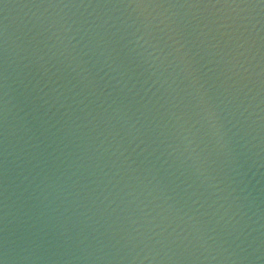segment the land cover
I'll list each match as a JSON object with an SVG mask.
<instances>
[{"label": "water", "instance_id": "95a60500", "mask_svg": "<svg viewBox=\"0 0 264 264\" xmlns=\"http://www.w3.org/2000/svg\"><path fill=\"white\" fill-rule=\"evenodd\" d=\"M4 264H264L261 0H0Z\"/></svg>", "mask_w": 264, "mask_h": 264}, {"label": "snow or ice", "instance_id": "6c2138e0", "mask_svg": "<svg viewBox=\"0 0 264 264\" xmlns=\"http://www.w3.org/2000/svg\"><path fill=\"white\" fill-rule=\"evenodd\" d=\"M261 3H264V0H261ZM0 264H3L2 260H0Z\"/></svg>", "mask_w": 264, "mask_h": 264}, {"label": "clouds", "instance_id": "9594fccd", "mask_svg": "<svg viewBox=\"0 0 264 264\" xmlns=\"http://www.w3.org/2000/svg\"><path fill=\"white\" fill-rule=\"evenodd\" d=\"M3 264H4V262H3Z\"/></svg>", "mask_w": 264, "mask_h": 264}]
</instances>
